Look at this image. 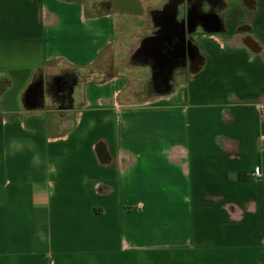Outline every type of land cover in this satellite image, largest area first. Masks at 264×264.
<instances>
[{
  "label": "crops",
  "instance_id": "1",
  "mask_svg": "<svg viewBox=\"0 0 264 264\" xmlns=\"http://www.w3.org/2000/svg\"><path fill=\"white\" fill-rule=\"evenodd\" d=\"M0 264H264V0H0Z\"/></svg>",
  "mask_w": 264,
  "mask_h": 264
},
{
  "label": "rangeland",
  "instance_id": "2",
  "mask_svg": "<svg viewBox=\"0 0 264 264\" xmlns=\"http://www.w3.org/2000/svg\"><path fill=\"white\" fill-rule=\"evenodd\" d=\"M59 78H60V82L58 83V87L56 89H66L65 91H67L68 93H70L71 89H72V79L74 77V72L72 70H69V69H62L60 71V74H59ZM53 87L55 86V84L53 83L52 84ZM142 88H143V91L147 92V91H150L152 90V86L151 85H147V84H142L141 85ZM56 87V86H55Z\"/></svg>",
  "mask_w": 264,
  "mask_h": 264
},
{
  "label": "water",
  "instance_id": "3",
  "mask_svg": "<svg viewBox=\"0 0 264 264\" xmlns=\"http://www.w3.org/2000/svg\"><path fill=\"white\" fill-rule=\"evenodd\" d=\"M41 91L40 89H36V90H33L32 92H30L28 94V99H29V102L33 105H37L38 104V101L40 99V96H41Z\"/></svg>",
  "mask_w": 264,
  "mask_h": 264
},
{
  "label": "built area",
  "instance_id": "4",
  "mask_svg": "<svg viewBox=\"0 0 264 264\" xmlns=\"http://www.w3.org/2000/svg\"><path fill=\"white\" fill-rule=\"evenodd\" d=\"M259 174H260V169L257 168V169L255 170V172H254V175H255V176H258Z\"/></svg>",
  "mask_w": 264,
  "mask_h": 264
}]
</instances>
